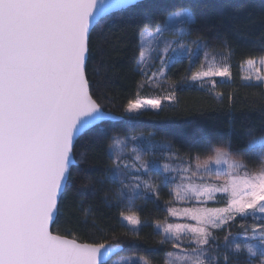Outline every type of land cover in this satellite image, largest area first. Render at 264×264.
I'll return each instance as SVG.
<instances>
[{
  "label": "trees",
  "instance_id": "16d2710c",
  "mask_svg": "<svg viewBox=\"0 0 264 264\" xmlns=\"http://www.w3.org/2000/svg\"><path fill=\"white\" fill-rule=\"evenodd\" d=\"M182 8L193 16V21L182 27L185 43L199 39L205 51L218 57L228 56L231 49L227 60L230 81L215 79L214 84L209 81L202 86L192 83L202 56L196 61L189 57L175 60L157 86L140 70V33L156 32L158 25L167 24L171 13ZM262 56L264 0H148L102 19L90 36L87 76L93 98L117 120L80 137L75 157L78 168L73 169L52 231L63 235L67 229L71 232L68 238L80 243L115 244L122 247V255L143 258L148 264H167V253L177 243H160L165 238L156 225L174 223L170 217L172 197L168 178L152 168V163H203L230 141L232 154L246 165L244 168L258 173L259 153L244 149L250 138L264 135V86L243 83L241 68L247 59ZM168 92L173 94V103L158 111L129 114L125 110L130 101L159 98ZM137 136L147 138L136 144L144 151V178L152 190L129 196L124 189L121 201L122 186L106 177L115 163L127 158L118 159L115 144ZM119 179L130 184L127 174ZM132 214L141 220L135 233L123 223V217ZM253 223L252 219L237 218L222 229L211 230L210 243L203 248L206 263L224 252L227 236L233 248L241 244L238 261L245 264L244 240L238 237Z\"/></svg>",
  "mask_w": 264,
  "mask_h": 264
},
{
  "label": "snow or ice",
  "instance_id": "6c2138e0",
  "mask_svg": "<svg viewBox=\"0 0 264 264\" xmlns=\"http://www.w3.org/2000/svg\"><path fill=\"white\" fill-rule=\"evenodd\" d=\"M130 3L131 0H0V264H107L109 252L118 247L78 243L67 238L70 230L65 229L63 235L54 234L52 227L60 218L73 169L78 168L77 143L82 135L106 119L101 105L93 99L87 76L91 31L110 13ZM175 19L189 23L193 16L189 9L182 8L170 14L169 20ZM169 26L158 25L156 33ZM156 33L142 31L141 44L148 37L158 40ZM192 43L200 47L199 39ZM187 51L190 55L191 49ZM173 52L182 54L175 48ZM140 53L143 56L142 47ZM231 55L229 49L225 62L209 63L192 80L230 78L227 60ZM245 63L248 75L244 79L251 82L254 77L257 86L264 85V56L258 61L249 58ZM146 106L159 109L161 101H130L125 110L139 112ZM244 151L259 153L258 173L233 177L230 185L223 187L227 194L226 207L186 210L185 214L191 215L199 226L169 224L164 232L170 235L160 243L172 236L180 239L181 233L188 232L197 245H208L211 236L208 225L218 227L236 214L246 219L256 218V211L264 213V203H261L264 202V135L250 138ZM231 155L229 141L215 149L214 159L217 163L227 162ZM198 167H207V162ZM229 167L246 165L235 161ZM120 175V165L115 163L106 178L122 186L119 198L122 201L124 189L131 196L140 185L125 184ZM216 190L193 186L183 191L211 198ZM177 197L183 198L179 190ZM175 214L172 210V215ZM123 218L134 226L135 233V226L141 220L134 214ZM60 231L56 229L57 233ZM224 240V252L212 257L208 264L213 261L233 264L234 260L239 264L241 244L236 243L233 248L227 236ZM198 251L203 254V249ZM243 251L245 264H256L257 260L264 264V230L259 236V246L246 243ZM196 264H205V261L198 260Z\"/></svg>",
  "mask_w": 264,
  "mask_h": 264
},
{
  "label": "rangeland",
  "instance_id": "374dc122",
  "mask_svg": "<svg viewBox=\"0 0 264 264\" xmlns=\"http://www.w3.org/2000/svg\"><path fill=\"white\" fill-rule=\"evenodd\" d=\"M167 24L170 26L166 28L163 32H151L156 33V36L159 37L158 40L155 37H148L145 39L144 43L141 44V47L143 48V56H140L139 68L149 77V81L151 83H154L157 86V83L162 82L168 67L175 60H178L183 57H189L193 61H196L199 56H202L197 71L196 73H194V75L198 72L206 70V66L209 63L219 65L222 62H225V57L211 55L209 52L205 51L201 46L197 47L195 44L185 43L181 32V30L183 29L182 27L185 23H182L181 20L168 19ZM181 45H184L183 50L181 49ZM174 48L177 50V52H182V54L177 55L176 52H173ZM188 49H191L190 55L187 51ZM170 56L173 57V59L169 60ZM156 61L158 63L157 66H155ZM257 66L259 65L257 64ZM241 71L243 83L247 85H257V82L255 81L254 77L251 82L246 81L244 79V77L248 75L246 63L242 66ZM262 74H264V72H262ZM215 79L227 82L231 80V77H204L202 80H192V83L202 86L206 82L208 83L209 81ZM151 99H159L161 101V107L164 104H172L174 101L173 94L169 92L166 94H162V97ZM139 100L149 99L141 98ZM159 109H153L150 106H146L139 112L143 110L158 111ZM139 112L128 113L137 114ZM138 140L147 141V138L144 136H137L130 137L125 141H118L115 144V149L118 152V159L123 156L127 157L126 160L120 162L119 165L121 169V175L127 174L129 176V185L135 186L136 184H139L140 187L136 190V192H150L152 190V185L149 183V181L144 178V175L147 172V162L143 158L144 151L140 149L139 144H136ZM126 147H128L127 151ZM214 155L215 151L212 156L206 161L207 167H198V165L204 164L205 162L194 163L190 166L180 165L179 163L178 165H171L167 162L152 163V168H155L159 172L163 173L169 181V183H166L170 186V194L172 197L173 207L170 208V217L172 220H174V223H172V225L179 224L189 225L192 227L199 226L197 224V221L192 219L191 215L185 214L186 210L190 211L199 209L201 211H207L210 209H220L226 207L227 194L223 191V187L226 184L230 185V182L233 177H243L245 175L252 176L254 174H257L247 171L244 167L230 168L229 164H232L235 161H239L238 157L233 154L229 158H227V162L221 160L220 163L216 162V160L214 159ZM166 156L163 155L161 157L165 160L168 159ZM193 186H206L216 188L217 190L212 194L211 198H209V196L207 195L196 196L191 191L186 193L183 191L184 189L191 188ZM178 190L181 192L183 198L177 197ZM172 210H175V215H172ZM255 217L256 218H253L252 216L247 217L248 219H252L254 223L248 226L245 229V232L238 237L244 240L243 245L246 243H251L259 246V236L262 230H264V222H262L264 221V213L256 211ZM237 218H241V216L236 214L233 216V218L228 219L224 223H221L218 227L208 225L207 231L210 233L211 230L222 229L228 226L230 222ZM123 223L130 229H133L134 227L132 225H129L127 220H125L124 218ZM140 224L135 226L136 230L140 227ZM168 225H156V230L162 233L164 238L170 235L169 233L164 232V229ZM254 235L257 237L256 239L252 238ZM169 241H175L177 245L176 248L171 252L173 253V255L168 256L169 260L167 264H196L198 260H204L205 264H207L203 254L198 251V249H203L205 245H197L191 233H181L180 239H177L175 236H172ZM108 264H143V261L137 257L119 254L115 258H113ZM256 264H259L258 260L256 261Z\"/></svg>",
  "mask_w": 264,
  "mask_h": 264
},
{
  "label": "water",
  "instance_id": "95a60500",
  "mask_svg": "<svg viewBox=\"0 0 264 264\" xmlns=\"http://www.w3.org/2000/svg\"><path fill=\"white\" fill-rule=\"evenodd\" d=\"M145 1H148V0H131V3L129 4V6L126 7V8H124V9H121V10L128 9V8H130V7H133V6L137 5V4L142 3V2H145ZM121 10L113 11V12L110 13V14H113V13L119 12V11H121ZM92 31H93V30H92ZM92 31H91V33H92ZM90 36H91V35H90ZM93 99H94V98H93ZM102 110H103V109H102ZM103 111H104V110H103ZM104 113L106 114V119H104V120L98 122V124L95 125L94 127H96V126H98V125H101V124H103V123H105V122H113V121H116V120H117L116 116H114L113 114L107 113V112H105V111H104ZM94 127H93V128H94ZM52 228H53V227H52ZM53 233H54V232H53ZM54 234H56V233H54ZM67 238H68V237H67ZM68 239H72V238H68ZM77 242H78V241H77ZM78 243H80V242H78ZM107 245H109V244H105V246H107ZM121 252H122V247H121V246H118V247H116V248L111 249V251L109 252L108 262H107V264H108L113 258H115L117 255L121 254Z\"/></svg>",
  "mask_w": 264,
  "mask_h": 264
}]
</instances>
